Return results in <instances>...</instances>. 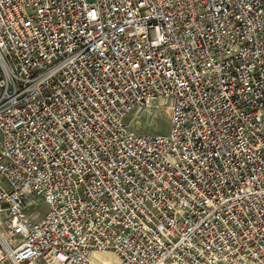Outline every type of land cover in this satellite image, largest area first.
Segmentation results:
<instances>
[{
  "label": "built area",
  "instance_id": "obj_1",
  "mask_svg": "<svg viewBox=\"0 0 264 264\" xmlns=\"http://www.w3.org/2000/svg\"><path fill=\"white\" fill-rule=\"evenodd\" d=\"M108 252L264 264V0H0V264Z\"/></svg>",
  "mask_w": 264,
  "mask_h": 264
},
{
  "label": "rangeland",
  "instance_id": "obj_2",
  "mask_svg": "<svg viewBox=\"0 0 264 264\" xmlns=\"http://www.w3.org/2000/svg\"><path fill=\"white\" fill-rule=\"evenodd\" d=\"M127 120L137 133L165 135L169 131V111L163 100L155 101L149 113L134 112ZM44 210L42 207L41 212Z\"/></svg>",
  "mask_w": 264,
  "mask_h": 264
},
{
  "label": "bare ground",
  "instance_id": "obj_3",
  "mask_svg": "<svg viewBox=\"0 0 264 264\" xmlns=\"http://www.w3.org/2000/svg\"><path fill=\"white\" fill-rule=\"evenodd\" d=\"M94 258L98 262H102L104 264H117V258L113 253H96L94 254Z\"/></svg>",
  "mask_w": 264,
  "mask_h": 264
}]
</instances>
